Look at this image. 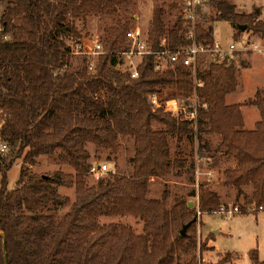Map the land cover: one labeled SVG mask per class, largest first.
<instances>
[{
  "label": "trees",
  "instance_id": "obj_1",
  "mask_svg": "<svg viewBox=\"0 0 264 264\" xmlns=\"http://www.w3.org/2000/svg\"><path fill=\"white\" fill-rule=\"evenodd\" d=\"M130 1L1 0V21L12 37L0 43V139L9 141L13 149L9 163L0 157V234L6 236L4 246L0 235V264H203L197 254L178 261L187 239L181 229L197 216L196 211L184 202L167 208L166 194L161 199L147 198L151 177L167 176L181 165L171 157L170 137L180 140L193 132L188 120L178 121L162 108L154 110L148 95L159 93L157 86L174 88L185 97H191L196 89L199 99L208 105L199 109V132L219 134L224 153L237 161L234 168L225 170V184L234 186L238 197L244 193L243 187L252 186L251 200L264 206V90H257L255 98L244 104H227L226 96L237 89L236 68L227 59L211 62L207 68L199 64L196 77L202 86L194 84V74L187 68L156 71L153 55L142 58L137 78L117 68L115 55L101 56L96 73H89L86 66L69 70L72 52L65 38L80 36L70 18L113 15ZM217 7L220 19L235 27L246 24L247 30L264 36L260 13L239 12L226 0H219ZM165 13L157 6L148 28L154 50L165 48L163 38L169 48L188 42L182 17L168 30ZM127 29L128 23L112 29V49L119 50L121 39L124 46ZM213 31V27L198 25V41L213 43ZM242 105L260 110L261 120L253 130L244 128ZM154 123L165 128L156 129ZM125 135L135 140L132 175L102 178L97 186L88 188L85 177L92 164L86 143L94 142L117 154L118 139ZM57 150L76 170L77 194L59 223L52 215L40 213L50 204L69 203V197L60 195L54 186L62 184L59 175L52 181L45 174L27 175L26 168L10 189L6 174L22 156L33 165L36 158ZM221 206L219 194L201 184L199 210L212 212ZM129 214L143 221L141 234L123 227L120 234L113 233L100 244L76 242L84 215L99 229L98 217ZM249 257L253 264H264L257 249L251 250Z\"/></svg>",
  "mask_w": 264,
  "mask_h": 264
},
{
  "label": "rangeland",
  "instance_id": "obj_2",
  "mask_svg": "<svg viewBox=\"0 0 264 264\" xmlns=\"http://www.w3.org/2000/svg\"><path fill=\"white\" fill-rule=\"evenodd\" d=\"M218 1H204L200 8V24L207 28L213 27L214 37L223 47H227L231 42H235L238 47H241L243 40L257 42L261 47V51H234L232 56L227 55L229 64H233L236 68L237 89L226 96V103L244 104L255 98L257 90H264V57L262 54L264 52V36L255 34L251 30L241 31L239 27L232 26L229 21L220 19L217 7ZM226 1L240 5L236 6L239 12L247 14L258 12L260 13L258 19L264 20V0ZM157 6L165 9L164 21L167 29L170 30L181 16V0H131L130 3L119 6L117 12L113 15H89L79 19L70 18L80 36H67L65 38L66 43L71 52H74L78 49L77 44L81 40L89 42L96 38L107 49L114 50L111 48L113 41L111 37L112 29L128 23V28L138 25L148 36V28ZM2 10L3 3L0 0V16ZM150 10H152V17L148 21L146 15ZM122 43V39L119 40L117 44L120 47L119 49H123ZM73 52L70 54L68 64L71 71L86 66V57ZM258 55L259 59H257ZM214 57L213 54L201 56V67L207 68L213 62ZM118 59L120 61L119 68L123 73L130 70L133 64H137L142 60L139 56L131 58L119 56ZM156 90L162 100L174 95L180 101L185 102L191 100L192 97V95L191 97L182 96L177 93L176 89L171 87L157 86ZM200 101L199 109L208 108L205 102L203 104L202 100ZM242 106H249L250 109H246L245 114L248 123H251L254 116V111L251 108H257V106ZM258 111L260 112L259 109ZM172 116L177 118L178 121H187L181 114ZM187 122L188 127L193 132L184 134L180 140L177 137H170L171 157L173 160H177V164L180 163L181 165L173 169L167 176L151 177L148 181L147 192L148 199H161L166 194L167 208L169 209L177 202H184L198 214L195 225L189 227L186 231L187 239L184 248L178 253V261L185 262L192 255L197 254L202 259L203 264H227L235 254L236 258L233 260V264H253L249 257V252L253 249L258 250L261 260L264 259V211H259L260 209L258 210L255 201L251 200L252 186L243 187L244 193L238 197L237 189L234 186L225 184V170L234 168L237 161L224 153V148L220 146L221 136L216 133L199 132V120L197 126L189 120ZM153 126L156 129L165 128L164 125L159 123H154ZM204 128L206 130L210 128L208 122L205 123ZM244 128L247 129L245 122ZM103 133L101 131V134ZM1 142L4 141L0 139ZM5 143L7 144L6 151H0V157L6 158L7 163H9V155L13 146L9 141H5ZM117 143V154L94 142L86 143V148L91 154L88 161L95 165L107 163L112 170L110 175L109 172H106L100 179H95L87 174L85 182L88 188L97 186L98 181L102 178L108 180L114 179L116 176L132 175L136 153L134 137L132 135L120 136ZM61 154L62 152L57 150L53 155H42L36 158V163L33 165L27 163L24 156H22L6 172L10 189L18 184L21 172L26 168L29 170L27 175L45 174L50 176L52 181L59 175L62 184H54V182L53 184L60 195L69 197V203L61 206L50 204L40 211L42 214L52 215L57 223L63 220L65 214L77 199L75 179L73 178L76 170ZM201 184L219 194L222 201L220 208L212 212L199 210V186ZM235 206H239L240 209L245 211L237 214L220 212L223 208L230 210ZM97 223L100 226L99 229L94 228L89 218L84 215V222L77 234L76 242L80 245L100 244L103 240H110L112 237L110 235L113 233L120 234L123 227L131 229L135 234L143 232V221L140 217L132 214L113 217L100 216L97 218ZM200 246H202L201 251Z\"/></svg>",
  "mask_w": 264,
  "mask_h": 264
},
{
  "label": "built area",
  "instance_id": "obj_3",
  "mask_svg": "<svg viewBox=\"0 0 264 264\" xmlns=\"http://www.w3.org/2000/svg\"><path fill=\"white\" fill-rule=\"evenodd\" d=\"M204 1L206 0H181V17L185 21L187 27L185 38L188 42L177 48L166 47L167 41L163 38L161 45L165 48L163 50H154L148 36L143 32L140 26L136 25L126 30L123 49H107L99 39L95 38L89 42L81 40L77 44L78 49L72 52L86 57V67L89 73H96L99 59L103 55H115L117 58L119 56L128 58L139 56L141 59L144 56L153 55L154 69L156 71L175 69L178 66L187 68L194 74V84L196 86H202L203 82L196 77L201 56L213 54L215 55L213 62L222 63L227 59V55L232 56L234 51H254L261 49L257 42L251 40H243L241 42V47H238L235 42H231L227 47H223L215 37L213 43L198 41L197 26L200 25V8ZM11 37V33L5 29L0 16V43L9 41ZM119 64L120 61L117 64V68H119ZM139 64L140 62L133 64V67L127 71L132 78H137L139 76ZM148 101L154 110L162 108L165 112H169L172 115L181 114L194 125L197 126L198 124L201 101L196 89L192 94L191 100L185 102L180 101L177 97L162 100L156 92H151L148 95ZM1 125L2 122L0 120V128ZM6 148L7 144L1 142L0 151L5 152ZM110 171L112 170L107 163L98 165L92 164L89 174L95 179H100L104 173ZM258 210H264V206H259ZM242 211L244 210L240 209L239 206H235L230 210H225L224 208L220 210V212H228L230 214H237ZM250 211L252 212L253 210L251 209ZM199 213L201 212L199 211Z\"/></svg>",
  "mask_w": 264,
  "mask_h": 264
},
{
  "label": "crops",
  "instance_id": "obj_4",
  "mask_svg": "<svg viewBox=\"0 0 264 264\" xmlns=\"http://www.w3.org/2000/svg\"><path fill=\"white\" fill-rule=\"evenodd\" d=\"M233 4H235L236 6H240V5H238V4H236L235 2H232ZM151 17H152V10H150L148 13H147V15H146V20H148L149 21V19H151ZM254 51H261V50H254ZM262 54H263V57H264V52H262ZM258 57V58H257ZM256 58L257 59H259L260 57H259V55L257 56ZM249 108V106H242L241 107V109H242V113H243V116H244V122H245V126H246V128L247 129H254L255 128V124L261 119V115H260V112L258 111V109L256 108V107H253V108H251V110H253L254 111V113H253V118H252V121H251V123H248V120H247V118H246V114H245V112H246V109H248ZM250 109V108H249ZM264 211V210H263ZM257 212H259V211H257ZM260 257V256H259ZM236 257H235V254H233V257H232V260L230 261V262H228L227 264H233V260L235 259ZM261 259V258H260ZM262 260H264V259H262ZM253 263V262H252Z\"/></svg>",
  "mask_w": 264,
  "mask_h": 264
},
{
  "label": "water",
  "instance_id": "obj_5",
  "mask_svg": "<svg viewBox=\"0 0 264 264\" xmlns=\"http://www.w3.org/2000/svg\"><path fill=\"white\" fill-rule=\"evenodd\" d=\"M240 28L241 31H246L247 30V25L243 24V25H239L238 26ZM191 205V204H190ZM198 218V214L197 216H195L192 220H190L189 222H187L186 224H184L183 228L181 229V235H185L187 229L194 223L197 221ZM3 238H4V246H5V240H6V236L4 233L0 234ZM5 259H6V263H7V255H5Z\"/></svg>",
  "mask_w": 264,
  "mask_h": 264
}]
</instances>
